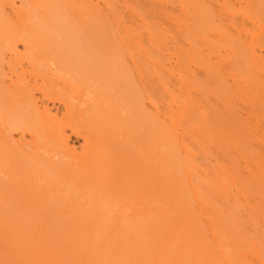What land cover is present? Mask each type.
<instances>
[{"label": "bare ground", "instance_id": "1", "mask_svg": "<svg viewBox=\"0 0 264 264\" xmlns=\"http://www.w3.org/2000/svg\"><path fill=\"white\" fill-rule=\"evenodd\" d=\"M0 264H264V0H0Z\"/></svg>", "mask_w": 264, "mask_h": 264}, {"label": "rangeland", "instance_id": "2", "mask_svg": "<svg viewBox=\"0 0 264 264\" xmlns=\"http://www.w3.org/2000/svg\"><path fill=\"white\" fill-rule=\"evenodd\" d=\"M71 139H72L73 141H76V138H75V137H72Z\"/></svg>", "mask_w": 264, "mask_h": 264}]
</instances>
